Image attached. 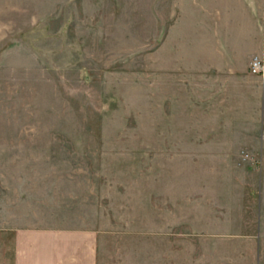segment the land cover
Returning a JSON list of instances; mask_svg holds the SVG:
<instances>
[{
  "label": "rangeland",
  "instance_id": "1",
  "mask_svg": "<svg viewBox=\"0 0 264 264\" xmlns=\"http://www.w3.org/2000/svg\"><path fill=\"white\" fill-rule=\"evenodd\" d=\"M229 3L0 0V264H252Z\"/></svg>",
  "mask_w": 264,
  "mask_h": 264
},
{
  "label": "crops",
  "instance_id": "2",
  "mask_svg": "<svg viewBox=\"0 0 264 264\" xmlns=\"http://www.w3.org/2000/svg\"><path fill=\"white\" fill-rule=\"evenodd\" d=\"M224 21V37L230 36L232 40L219 45L218 61L221 63L223 58L224 69L240 70L241 75L246 71L252 76V92L239 99L242 104L249 102V116L242 118L241 127L234 129L233 132L239 134V137L231 143L228 142L231 144L230 153L224 156V164L248 166V172L252 176L249 187L252 220L247 225L249 233L243 239L247 240L250 246L252 264H256L261 260V231L264 229L261 205L264 178L263 174H258L255 169L256 165L264 166V79L251 74L250 63L255 57L264 58V0H230ZM237 75V72H234L233 78L240 82V75L236 77ZM243 107L245 106L241 105V108Z\"/></svg>",
  "mask_w": 264,
  "mask_h": 264
},
{
  "label": "built area",
  "instance_id": "3",
  "mask_svg": "<svg viewBox=\"0 0 264 264\" xmlns=\"http://www.w3.org/2000/svg\"><path fill=\"white\" fill-rule=\"evenodd\" d=\"M250 72L253 76L264 79V58H253L250 63Z\"/></svg>",
  "mask_w": 264,
  "mask_h": 264
}]
</instances>
